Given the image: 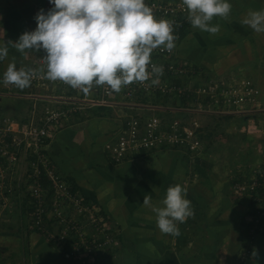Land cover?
I'll list each match as a JSON object with an SVG mask.
<instances>
[{
	"label": "crops",
	"instance_id": "0c3cea01",
	"mask_svg": "<svg viewBox=\"0 0 264 264\" xmlns=\"http://www.w3.org/2000/svg\"><path fill=\"white\" fill-rule=\"evenodd\" d=\"M229 2L230 13L215 16L209 22L218 26L217 32L191 24L187 27L179 44V59L183 64L198 67L210 79L254 81L263 92L264 104V32L258 33L242 23L250 11L264 10V0ZM52 7L49 0H0V46L8 48L7 56L0 60V101L10 97L7 89L14 87L2 82L10 63L17 69L46 70L43 49L21 52L12 43L24 32L35 30V16L41 9L46 12ZM36 92L48 91L38 87ZM24 102L27 104L26 100L17 99L14 111L21 110L23 114L34 104L31 101L33 104L24 108ZM249 116L258 119V123L264 122V109L253 114L225 115L224 131L229 133L226 137L242 144L237 136L246 132ZM116 120L117 114L111 111L71 118L48 147L73 190L100 209L120 230L116 247L105 253L106 258L99 253L92 264L105 260L110 264H241L240 256L248 243L245 222L255 210L252 199L233 196L232 177L218 172L215 157L207 158V148L198 156L177 150L150 152L115 165L105 145L119 129ZM258 127L264 129V124L259 123ZM263 158L264 155H256L249 162V169L243 170L248 178L253 169L264 163ZM176 184L186 190L193 211L184 222L177 223L179 235L163 233L152 210L162 206L167 188ZM22 194L23 198L20 194L16 199L15 210L20 216L18 220L14 217V223L18 226L28 219V224L22 223L25 227L18 226L17 232H0V264H74L64 251L56 249L32 228L29 195L27 190ZM145 197L149 199L147 205L143 204ZM9 210L0 217H4V222H10ZM252 248L254 256L246 264H264V234L257 237Z\"/></svg>",
	"mask_w": 264,
	"mask_h": 264
},
{
	"label": "built area",
	"instance_id": "2783aa9c",
	"mask_svg": "<svg viewBox=\"0 0 264 264\" xmlns=\"http://www.w3.org/2000/svg\"><path fill=\"white\" fill-rule=\"evenodd\" d=\"M145 2L157 19L172 23L176 37L170 52L158 47L151 53V62L163 66L159 84L153 85L156 77L150 75L148 80L130 83L119 92L93 83L84 93L63 81L47 79L46 70L34 71L33 90L29 89L28 96L19 94L34 101L30 115L20 120L0 116V217L13 203L12 194L27 190L32 228L74 264H88L99 253L114 249L120 230L76 193L55 165L48 147L56 128L71 118L111 109L117 114L119 129L105 150L112 163L123 165L150 152L202 153V127L196 118L189 121L187 115L253 114L264 109L263 92L254 81L210 79L198 67L180 61L182 31L191 24L183 0ZM38 87L48 92H35ZM51 87L58 93L49 94ZM232 188L238 197L250 196L255 208L245 222L248 243L240 262L246 264L254 256L253 243L264 234V163L253 169L250 178L240 171Z\"/></svg>",
	"mask_w": 264,
	"mask_h": 264
},
{
	"label": "clouds",
	"instance_id": "9594fccd",
	"mask_svg": "<svg viewBox=\"0 0 264 264\" xmlns=\"http://www.w3.org/2000/svg\"><path fill=\"white\" fill-rule=\"evenodd\" d=\"M53 5L35 16L37 27L20 35L12 43L25 50L43 49L45 76L51 81H63L73 88L89 92L93 83L107 85L119 92L123 86L144 82L150 75L152 84H159L163 66L151 62L156 48L171 51L176 37L172 23L157 19L145 0H49ZM193 27L211 33L218 26L210 25L215 16H227L229 0H183ZM254 31L264 32V10L250 11L242 21ZM8 54L0 46V60ZM150 68V71H149ZM33 69L19 68L10 63L3 73V83L20 89L30 86ZM149 203L145 197L144 203ZM153 207L157 227L166 234L179 235L178 222L193 214L191 201L180 184L169 186L161 201Z\"/></svg>",
	"mask_w": 264,
	"mask_h": 264
},
{
	"label": "rangeland",
	"instance_id": "374dc122",
	"mask_svg": "<svg viewBox=\"0 0 264 264\" xmlns=\"http://www.w3.org/2000/svg\"><path fill=\"white\" fill-rule=\"evenodd\" d=\"M31 88L33 90V86H30L24 88V89H20L16 86L12 87L11 89H7L6 93H10V97L8 98H3V102L0 101V114L2 115H7V117H11V115L20 120V117L22 115H24L26 113V115H30L29 112H24L23 114H21V110L19 111H14L15 109L13 104L15 103V101H17V99H22V100H26L27 104L24 102V108L27 107L28 104H33L31 103V100H27L24 97H19V94L26 95L28 96L29 93V89L31 91ZM42 88V87H40ZM38 88H34L35 92L37 91ZM45 89V88H42ZM26 91V94H24V92L21 91ZM1 93V91H0ZM4 93V94H6ZM58 90L57 88L51 87L49 89V94H57ZM2 96V94H1ZM30 96V95H29ZM3 97V96H2ZM19 97V98H18ZM26 104V105H25ZM27 110V109H26ZM24 111V110H23ZM106 111H112L111 109H107ZM215 116H208V114H200V116H198L196 118V114L195 115H187L189 121L194 120H198L199 124L201 125V136L204 138L203 141L205 143V148H207V154H208V159L209 157H215V164L216 166H218L217 170L219 173L223 174L225 173V175H228V177H232V185L235 183V180H237L240 176V171H242L243 173L246 169H249V162H251L254 157L256 155H264V129H260L258 127L259 123H263V120L259 121L258 123V119L255 120L253 119L251 116H249V120L247 119L246 122H248L249 124L247 125V129L245 133H239L241 135L237 136V139L239 138L242 144L235 142L234 140H231L230 138H227L226 136L229 134L227 132L224 131V127H225V121L223 120V115L217 113H212ZM217 115V116H216ZM237 115H243V114H237ZM253 121L256 122V124L253 123ZM258 123V124H257ZM60 127L56 128L55 133L59 132ZM210 155V156H209ZM215 155V156H214ZM210 157V159H211ZM264 159V158H263ZM263 165V163L261 164ZM228 168V169H227ZM227 170V171H226ZM227 173V174H226ZM16 184V182H15ZM15 186H13L14 189ZM23 192H19L18 190H16V192H14L12 194V199H13V203L11 204V206L9 207V211L11 212L10 214L12 216H10V222H4V217L0 218V232H17L18 230V226L21 228V226L27 225L28 224V219L27 221L25 220L24 222H19V225L16 226L17 224L14 223L16 220L15 218L18 220L19 219V212L17 210H15V205H16V199L18 197H20V194L22 195V198L24 197V194H22ZM233 196H235V193H233ZM245 197H250V196H245ZM251 200V198H250ZM253 203V202H252ZM12 208V209H11ZM4 216V215H3ZM15 217V218H14ZM26 219V218H25ZM12 221V222H11ZM23 223V224H22ZM31 228V225H29ZM25 227V226H23ZM12 229V230H11ZM24 233V231H23ZM116 247V246H115ZM108 252V251H107ZM106 252H102L100 254H104L103 258H106L105 255ZM99 257H95L94 259H92V261H89L88 264H92L95 263V260H97ZM101 262V261H100ZM99 262V263H100ZM102 264H110V261H103Z\"/></svg>",
	"mask_w": 264,
	"mask_h": 264
},
{
	"label": "trees",
	"instance_id": "16d2710c",
	"mask_svg": "<svg viewBox=\"0 0 264 264\" xmlns=\"http://www.w3.org/2000/svg\"><path fill=\"white\" fill-rule=\"evenodd\" d=\"M187 27H188V26H187ZM187 27L182 31V33H183V34H182V38L185 36V32H186V30H187ZM202 138H203V137H202ZM203 139H204V138H203ZM44 182H45V185H46L47 182H46V181H44ZM245 249H246V248H245ZM245 249H244V250H245ZM244 250H243V251H244Z\"/></svg>",
	"mask_w": 264,
	"mask_h": 264
}]
</instances>
